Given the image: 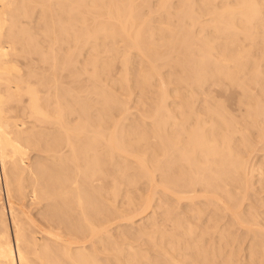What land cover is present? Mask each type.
Instances as JSON below:
<instances>
[{
    "label": "bare ground",
    "instance_id": "6f19581e",
    "mask_svg": "<svg viewBox=\"0 0 264 264\" xmlns=\"http://www.w3.org/2000/svg\"><path fill=\"white\" fill-rule=\"evenodd\" d=\"M0 264H264V0H0Z\"/></svg>",
    "mask_w": 264,
    "mask_h": 264
}]
</instances>
